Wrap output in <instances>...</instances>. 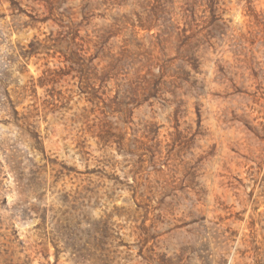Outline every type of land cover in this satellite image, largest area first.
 I'll return each mask as SVG.
<instances>
[{"label": "rangeland", "instance_id": "obj_1", "mask_svg": "<svg viewBox=\"0 0 264 264\" xmlns=\"http://www.w3.org/2000/svg\"><path fill=\"white\" fill-rule=\"evenodd\" d=\"M0 264H264V0H0Z\"/></svg>", "mask_w": 264, "mask_h": 264}, {"label": "trees", "instance_id": "obj_2", "mask_svg": "<svg viewBox=\"0 0 264 264\" xmlns=\"http://www.w3.org/2000/svg\"><path fill=\"white\" fill-rule=\"evenodd\" d=\"M36 46V43L34 44H31V51H26L25 53H23L24 54V56H29V55H32V54H34V53H36V49L34 48Z\"/></svg>", "mask_w": 264, "mask_h": 264}]
</instances>
